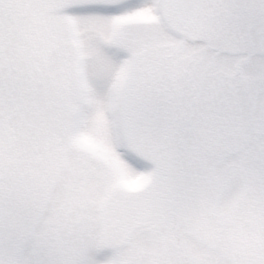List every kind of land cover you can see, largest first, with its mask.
Returning <instances> with one entry per match:
<instances>
[{
	"label": "snow or ice",
	"instance_id": "6c2138e0",
	"mask_svg": "<svg viewBox=\"0 0 264 264\" xmlns=\"http://www.w3.org/2000/svg\"><path fill=\"white\" fill-rule=\"evenodd\" d=\"M0 264H264V0H0Z\"/></svg>",
	"mask_w": 264,
	"mask_h": 264
}]
</instances>
